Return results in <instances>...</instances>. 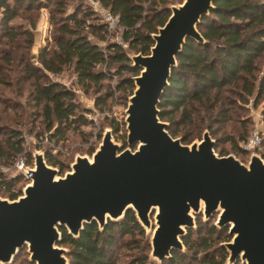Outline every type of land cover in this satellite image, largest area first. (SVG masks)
I'll use <instances>...</instances> for the list:
<instances>
[{
    "label": "water",
    "instance_id": "95a60500",
    "mask_svg": "<svg viewBox=\"0 0 264 264\" xmlns=\"http://www.w3.org/2000/svg\"><path fill=\"white\" fill-rule=\"evenodd\" d=\"M213 1L166 4L170 14L151 33L149 52L125 50L140 68L125 116L127 142L135 148H121L107 128L92 156L78 154L63 175L44 151L34 152L33 166L18 174L29 179L23 193L0 196V264H12L24 246L35 264H68L59 227L77 237L84 224L96 221L102 229L129 209L143 228H152L150 262L183 249L182 237L197 214L207 221L217 212L214 225L228 224L231 236L223 242L225 260L264 264V157L252 150L245 163L233 153L218 154L207 129L199 140L184 143L159 117L160 98L186 39L207 42L198 23Z\"/></svg>",
    "mask_w": 264,
    "mask_h": 264
},
{
    "label": "trees",
    "instance_id": "16d2710c",
    "mask_svg": "<svg viewBox=\"0 0 264 264\" xmlns=\"http://www.w3.org/2000/svg\"><path fill=\"white\" fill-rule=\"evenodd\" d=\"M53 1V2H52ZM69 0H0V82L10 84L6 80L7 71L13 66L18 69L23 80L32 79V88L28 92L29 101L38 107L45 123L49 137L58 139L69 129L77 128L76 124H84L87 118L74 101V92L62 82L47 77L45 71L60 73L64 66L72 64L82 86L104 87L103 81L111 78V73L118 76L116 89L126 90L131 94L134 88L133 76L139 73L138 66L131 65L125 49L118 42H109L103 48L90 40L83 32L88 26L98 39H104L107 30L105 23L97 19L96 12L89 6H76L74 11L64 14L60 19L54 11L65 13V4ZM118 15L121 25L122 39L136 52L148 53L153 44L152 32L163 25L170 14L165 7V0H96ZM148 2V8L145 6ZM214 7L209 14L203 15L198 29L207 40L200 43L188 37L182 50L177 54V65L172 68L169 85L164 90L159 103V117L168 121L167 129L173 136H181L188 143L200 136L204 129L217 135L224 123L231 119L229 101L225 92L233 85L238 86L240 99L247 100L249 95L257 91L256 101L264 92V75L256 86L258 60L264 55V0H214ZM53 5L51 22L57 25L55 47H41L37 54L39 64L31 61V56L22 49L30 47L34 41L32 27L35 21L25 15L29 27L15 24L14 19L21 16V9H40ZM80 13V14H79ZM96 21L86 23V19ZM103 33V35H102ZM104 63L105 70L97 68ZM116 66V67H115ZM115 67L112 72L111 68ZM13 69V68H12ZM256 88V89H255ZM111 91L95 98V105L105 102ZM109 124L115 131L123 126V121L115 117ZM246 129L235 138L228 136L232 147L246 152L239 145L247 137ZM217 137V136H216ZM217 137V142H218ZM262 136V141H263ZM214 147L216 149V144ZM262 145V142H261ZM261 147V146H260ZM93 147L89 149L91 153ZM23 151V136L19 129H10L4 138L0 137V157H8ZM220 154H225L220 150ZM264 157V151H262ZM47 163L60 165V161L51 152L45 154ZM20 176L0 174V186L9 190L7 196L15 198L20 192L10 190ZM197 228H189L182 237L192 257L199 263L222 264L226 251L223 247L214 254L208 251L215 240L220 238L213 221L208 222L197 215ZM58 242L68 248V264H118L111 247L118 235H144L143 226L137 221L134 211L129 209L119 221H111L100 229L96 221L84 224L77 237L68 233L64 226ZM193 234L199 236L194 238ZM136 242V241H134ZM130 241H126L128 246ZM149 246V243L146 242ZM201 250L206 251L199 255ZM148 253H142L123 264H152ZM183 252L174 250L170 258L163 264H191L186 261ZM235 264H240L239 261Z\"/></svg>",
    "mask_w": 264,
    "mask_h": 264
},
{
    "label": "rangeland",
    "instance_id": "374dc122",
    "mask_svg": "<svg viewBox=\"0 0 264 264\" xmlns=\"http://www.w3.org/2000/svg\"><path fill=\"white\" fill-rule=\"evenodd\" d=\"M12 2L13 0H9ZM47 1V0H44ZM165 5L178 4L182 0H165ZM53 2V1H52ZM160 3H163L162 0H159ZM100 4L96 0H69L65 4V13L54 11L53 5L50 7H42L40 9H21V16L14 19L15 24H20L23 26L29 27L30 24L25 15H29L35 21L32 31L34 34V41L30 47L22 49L24 52H27L31 56V61L34 64L40 63L37 61V54L41 47L47 46V48H54V38L57 36V26L55 22L50 21L51 15L54 13L57 19L62 18L71 11H74L76 6L81 5L82 8L89 6L92 8L98 15V20L103 22L102 16L96 11L97 5ZM148 2H145L146 8H148ZM54 11L52 13V10ZM80 14V13H79ZM96 20L92 18L86 19L87 24H91ZM104 23V22H103ZM109 29L105 31L104 39H98L94 34L91 33L89 27L86 25L83 27V32L88 35L90 40L100 44L103 48L109 42H118L119 36L121 35V28L117 26L108 25ZM103 35V33H102ZM1 44L0 47H2ZM127 52L134 53V49L130 48L128 45L123 47ZM259 69L256 71L257 81L256 86L258 85L259 79L264 75V55L258 60ZM105 64L100 63L96 67L105 70ZM7 71L6 80L10 81V84L0 82V137L4 138L9 134L10 129L16 128L22 132L23 136V151L16 153L15 155L8 156L7 158L0 157V174L7 176H20V180L15 183V185L10 189L13 191H18L23 193V187L28 183L29 179L24 175H18L21 171H24L27 167H31L34 164V152L36 150L51 152L57 158L63 162L62 167L60 165H53V167L58 168V173L63 175L66 171L71 169V164L75 160V157L79 155H88L92 156V153L89 152V149L93 147L96 148L103 136V133L107 128L111 129L112 138L115 142L121 144V148L130 147L131 149L136 147L135 145H129L127 142V131H126V107L128 104L129 96L126 90H120L115 88V84L118 81V76L111 73V78H106L103 81L104 87L100 90L97 86H82L77 79V74L74 71L73 65L69 64L63 67L60 73H52L51 71H45L47 77L52 80L62 82L66 87L70 88L74 92V101L77 105L80 106L81 112H83L87 118V122L84 124L78 123L77 128L69 129L65 134L58 139L49 137V132L45 130V123L42 119V115H39L38 112H41L38 107L33 105L32 100L29 101L28 92L32 88V79L23 80L21 75L19 76L18 69H15L13 66ZM116 67V66H115ZM115 67H112V72L115 71ZM13 68V69H12ZM256 89V88H255ZM111 91L112 95L107 97L105 102L95 105V98L99 95L104 96L106 92ZM238 93H241L238 86H231L225 94L227 95L230 104V115L231 119L224 123L223 128L220 130L217 135L210 133L211 137L215 140L216 149L215 151L220 154V150H224L225 154L233 153L236 157L241 159L243 162L248 161L249 151L241 152L232 147L231 141L228 136L237 137L243 129H246V135L248 136L250 132L258 127L262 130V136L264 139V92L258 101H256L257 91L255 94L249 95L247 100H242L239 98ZM112 117L117 118L120 121H123V126L120 130L115 131L113 127L109 124ZM168 122V121H167ZM169 124V122H168ZM205 130V129H204ZM202 131L200 136H196L191 139L189 144L193 141L199 140L202 137L204 132ZM208 130V129H207ZM209 131V130H208ZM217 136V137H216ZM180 137L181 136H176ZM183 142V141H182ZM239 141V145H240ZM261 147L256 151L261 153L264 151V140L262 141ZM23 162V165L20 167L18 164ZM9 193L8 189H5L4 186H0V196L6 197ZM21 193V194H22ZM10 199V198H9ZM197 215L201 216L203 220V214L199 213ZM197 215L195 216V226L197 228ZM217 212H214L213 215L207 220L208 222L216 221ZM153 221V220H152ZM154 225V224H152ZM229 225H223L218 227L217 231L220 232V238L215 240L210 249L211 253L217 254L218 249L223 247L226 251L225 259L228 255L227 248L223 245V242L231 239L230 234L228 233ZM152 234V228H144V235H135V240L129 235L116 237L114 244L111 247L112 254L118 264L128 263L132 258L141 255L142 253H148L150 256V235ZM194 238H198L196 234H193ZM130 243L125 245L126 241ZM146 242L149 243L150 248L146 245ZM178 252H183L185 260L191 264H208V263H199V260H195L192 257V250H188L187 246L184 244L182 250ZM206 251L201 250L199 255L204 254ZM28 247H22L18 254L14 257L12 264H35L29 260ZM69 259V258H68ZM223 261L222 264H231L228 260ZM239 263L242 264L241 260L238 259ZM150 262V261H149ZM152 264H163V262L158 263L153 261Z\"/></svg>",
    "mask_w": 264,
    "mask_h": 264
},
{
    "label": "built area",
    "instance_id": "2783aa9c",
    "mask_svg": "<svg viewBox=\"0 0 264 264\" xmlns=\"http://www.w3.org/2000/svg\"><path fill=\"white\" fill-rule=\"evenodd\" d=\"M96 11L102 16L103 22L106 24L107 29L110 26H117L121 28L119 24L118 15L111 12V10L101 4L97 5ZM118 43L123 47H126L128 44L122 39V35L119 36ZM262 142V130L258 127L254 128L250 134L240 142V146L245 151L257 150L260 148ZM20 167L23 165V162L18 164Z\"/></svg>",
    "mask_w": 264,
    "mask_h": 264
}]
</instances>
